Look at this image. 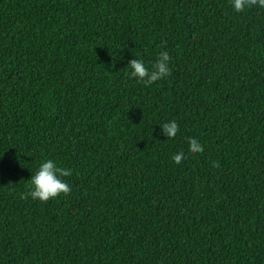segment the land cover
Returning <instances> with one entry per match:
<instances>
[{
    "label": "trees",
    "instance_id": "trees-1",
    "mask_svg": "<svg viewBox=\"0 0 264 264\" xmlns=\"http://www.w3.org/2000/svg\"><path fill=\"white\" fill-rule=\"evenodd\" d=\"M44 159L71 191L22 199ZM0 264H264V8L0 0Z\"/></svg>",
    "mask_w": 264,
    "mask_h": 264
},
{
    "label": "clouds",
    "instance_id": "clouds-1",
    "mask_svg": "<svg viewBox=\"0 0 264 264\" xmlns=\"http://www.w3.org/2000/svg\"><path fill=\"white\" fill-rule=\"evenodd\" d=\"M233 9L239 13L246 8L258 6L264 8V0H231ZM127 73L129 79H134L137 83L144 86H151L157 81L164 80L171 75L170 54L167 51L158 53L154 62L150 66L142 58H134L128 61ZM162 134L167 139H173L180 131L176 120L163 123L161 126ZM188 146L192 153H202L204 146L196 136L188 138ZM185 153L180 151L173 155V161L180 164ZM72 175V170L68 167H61L52 159L42 160L37 169L31 175L28 184V191L23 193L21 198H31L33 201L48 202L50 199L58 197L61 193L67 195L71 188L65 178Z\"/></svg>",
    "mask_w": 264,
    "mask_h": 264
}]
</instances>
